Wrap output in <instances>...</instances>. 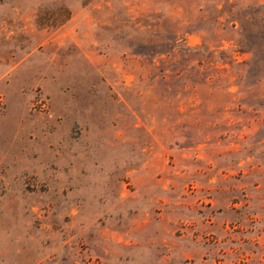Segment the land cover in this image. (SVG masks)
<instances>
[{
	"label": "rangeland",
	"instance_id": "obj_1",
	"mask_svg": "<svg viewBox=\"0 0 264 264\" xmlns=\"http://www.w3.org/2000/svg\"><path fill=\"white\" fill-rule=\"evenodd\" d=\"M0 264H264V0H0Z\"/></svg>",
	"mask_w": 264,
	"mask_h": 264
},
{
	"label": "trees",
	"instance_id": "obj_2",
	"mask_svg": "<svg viewBox=\"0 0 264 264\" xmlns=\"http://www.w3.org/2000/svg\"><path fill=\"white\" fill-rule=\"evenodd\" d=\"M174 26V25H173ZM242 30L244 28L242 27ZM189 31L179 27L175 29V26L168 30L166 35H162L161 32H156L157 37L162 38L163 43L153 42L150 44H138L136 46H131L132 51L138 55H148V56H159V55H171L175 57L176 55L180 56L183 53L182 57L189 54L191 47L187 45L184 35Z\"/></svg>",
	"mask_w": 264,
	"mask_h": 264
}]
</instances>
